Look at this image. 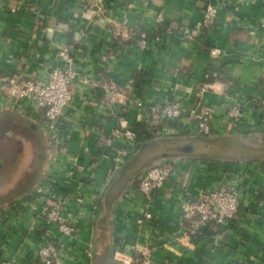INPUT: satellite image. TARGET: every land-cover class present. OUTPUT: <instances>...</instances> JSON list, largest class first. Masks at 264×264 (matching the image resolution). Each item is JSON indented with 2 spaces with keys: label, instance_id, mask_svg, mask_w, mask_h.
<instances>
[{
  "label": "crops",
  "instance_id": "crops-1",
  "mask_svg": "<svg viewBox=\"0 0 264 264\" xmlns=\"http://www.w3.org/2000/svg\"><path fill=\"white\" fill-rule=\"evenodd\" d=\"M209 4L218 7L214 27L186 40ZM161 29L149 49L137 47L138 32ZM71 45L78 78L61 126L65 145L0 83V264H39L50 237L71 250L64 264H122L117 251L135 264H264V114L249 105L237 125L223 116L230 97L264 96V0H0V76L45 78ZM167 100L216 109L215 132L175 136L182 123H167L147 143L152 125L138 103ZM121 117L146 135L117 144L129 155L114 170L105 140ZM177 157L188 159L174 164L163 191L150 200L136 192L144 169ZM234 171L248 175L237 218L193 232L185 202ZM40 188L67 199L73 236L47 220ZM147 209L154 219L140 220Z\"/></svg>",
  "mask_w": 264,
  "mask_h": 264
},
{
  "label": "built area",
  "instance_id": "built-area-1",
  "mask_svg": "<svg viewBox=\"0 0 264 264\" xmlns=\"http://www.w3.org/2000/svg\"><path fill=\"white\" fill-rule=\"evenodd\" d=\"M217 5L209 4L204 12L202 22L184 33L185 39L195 41L200 39L206 30L214 27L217 20ZM164 22L162 14L157 15V24ZM137 47L144 51L150 48L152 41H158L159 36L151 35L148 31H140L135 35ZM220 50H213L212 55H221ZM58 59L60 65L52 68L47 77H30L22 83H18L14 77L2 75L0 83L4 86L15 88L17 100L23 102L32 113L41 117L50 132L52 141L61 145L66 144V138H62L61 126L67 108L73 100L72 84L78 78L74 68V47L71 45L59 50ZM223 111L224 120L237 125L244 116L245 108L252 106L258 112L264 114V96L251 98L242 102L238 99H229ZM147 113V122L152 125L151 134L155 137L163 136L158 127H163L168 122L182 123L181 132L191 135L210 136L215 132L214 122L217 118V110L204 103H196L190 108H185L178 100H167L154 104L138 103ZM177 131L174 132V135ZM138 130L126 117H121L117 128L105 140V151L112 154L113 169L118 170L126 161L129 153L117 144L134 145L138 142ZM126 150V151H125ZM109 156V155H108ZM230 164V163H229ZM176 168L174 164L155 166L146 171L138 180L136 192L148 200L157 193L163 191L168 182L174 176ZM247 174L234 171L229 180L223 186L207 190L197 198L185 202L183 211L187 218L192 219L193 232H198L211 227H221L237 218L242 206V185ZM39 200L45 203V215L51 224L58 226L59 231L67 236H73L76 232L74 225L64 215L67 199L59 197L58 193L46 191L40 192ZM152 221L153 214L149 209L143 211L140 220ZM141 222V221H140ZM71 250L62 242L50 237L45 240L38 255L39 264H64L66 260H72ZM92 258V250L89 252ZM124 264H134V261L124 255Z\"/></svg>",
  "mask_w": 264,
  "mask_h": 264
},
{
  "label": "water",
  "instance_id": "water-1",
  "mask_svg": "<svg viewBox=\"0 0 264 264\" xmlns=\"http://www.w3.org/2000/svg\"><path fill=\"white\" fill-rule=\"evenodd\" d=\"M263 126H264V125H263ZM257 127H258V126H257ZM254 128H256V127H254ZM185 159H188V157H185V158H183V159L177 157V158H173V159H167V160H164V162H158V163H155V164H153L151 167H149V168H147V169H144V170L139 174V176L137 177V181L140 180L141 177H142V175H143L146 171H148L150 168H152V167L160 166V165H164V164H167V163L175 164V163H178V162H180V161H182V160H185ZM224 161H229V160H224ZM93 247H94V246H93ZM94 250H95V249L92 248V259L95 258V251H94ZM115 258H116V260H118L119 262H121L122 264H124V263H123L124 256H123V254H122L120 251H117V252H116V254H115Z\"/></svg>",
  "mask_w": 264,
  "mask_h": 264
},
{
  "label": "trees",
  "instance_id": "trees-1",
  "mask_svg": "<svg viewBox=\"0 0 264 264\" xmlns=\"http://www.w3.org/2000/svg\"><path fill=\"white\" fill-rule=\"evenodd\" d=\"M161 26H162V25H161ZM162 32H163V29L158 30V31L155 33V36H160ZM168 124H169L170 126H174V125H175V123H173V122H168ZM134 127H135L136 130H138V134H139V136H140V135H146V134H145V130H144V128H143V129H139L137 126H134ZM158 128H159V131L162 129L161 127H158ZM187 134H190V133H188V132H181L180 134L175 135V136H179V135H180V136H183V135H187ZM195 136H197V137H201V138H205V137H208L209 135H208V136H206V135H195ZM153 137H155L153 134H148L147 137L145 136V138L147 139V143L150 142V141H152V140H154ZM137 184H138V182H137ZM62 192L67 193V192L64 191V190H62ZM138 259H139V262H138V263H142V261L144 260V258H143L142 256H139ZM134 264H135V262H134Z\"/></svg>",
  "mask_w": 264,
  "mask_h": 264
},
{
  "label": "rangeland",
  "instance_id": "rangeland-1",
  "mask_svg": "<svg viewBox=\"0 0 264 264\" xmlns=\"http://www.w3.org/2000/svg\"><path fill=\"white\" fill-rule=\"evenodd\" d=\"M43 190H44V189H41V188H40V189L37 191V193H38V192H42ZM45 190H46V191H49V189H45ZM50 192H51V191H50Z\"/></svg>",
  "mask_w": 264,
  "mask_h": 264
}]
</instances>
